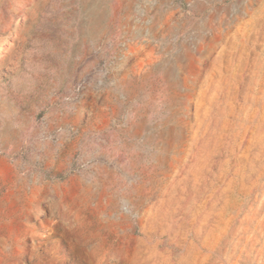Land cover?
Instances as JSON below:
<instances>
[{
	"label": "rangeland",
	"instance_id": "rangeland-1",
	"mask_svg": "<svg viewBox=\"0 0 264 264\" xmlns=\"http://www.w3.org/2000/svg\"><path fill=\"white\" fill-rule=\"evenodd\" d=\"M0 264H264V0H0Z\"/></svg>",
	"mask_w": 264,
	"mask_h": 264
}]
</instances>
